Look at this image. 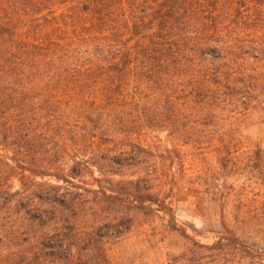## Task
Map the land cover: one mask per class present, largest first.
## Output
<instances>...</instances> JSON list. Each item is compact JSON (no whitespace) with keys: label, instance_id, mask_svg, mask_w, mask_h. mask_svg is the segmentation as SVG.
Masks as SVG:
<instances>
[{"label":"trees","instance_id":"1","mask_svg":"<svg viewBox=\"0 0 264 264\" xmlns=\"http://www.w3.org/2000/svg\"><path fill=\"white\" fill-rule=\"evenodd\" d=\"M259 122L264 0H0V264H110L127 205L185 237L146 164Z\"/></svg>","mask_w":264,"mask_h":264},{"label":"rangeland","instance_id":"2","mask_svg":"<svg viewBox=\"0 0 264 264\" xmlns=\"http://www.w3.org/2000/svg\"><path fill=\"white\" fill-rule=\"evenodd\" d=\"M166 133L162 129L147 134L163 150H175ZM217 144L214 136L213 141L202 144L201 152L195 153L192 145H181L176 154L167 156L162 149L156 151L146 169L169 175L161 180L165 184L160 196L168 194L165 202L186 236L171 231L168 216L161 211L119 207L117 214L129 215L132 222L119 238H104L103 249L110 264H264V122L245 127L232 142L229 154L216 151ZM78 155L87 160L91 153L79 151ZM99 169H92V177L99 176ZM104 169L126 174L136 170ZM172 181L175 186L171 190ZM229 236L244 249L261 255L247 254L232 243L212 250L198 246L217 241L224 244Z\"/></svg>","mask_w":264,"mask_h":264}]
</instances>
